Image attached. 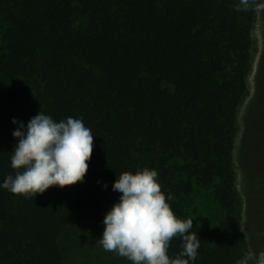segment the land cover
Returning <instances> with one entry per match:
<instances>
[{
  "label": "trees",
  "instance_id": "1",
  "mask_svg": "<svg viewBox=\"0 0 264 264\" xmlns=\"http://www.w3.org/2000/svg\"><path fill=\"white\" fill-rule=\"evenodd\" d=\"M261 3L0 0V183L18 171L14 119L26 127L42 111L95 133L71 186L35 197L0 188V264H70L67 236L84 227L102 236L122 195L113 183L145 167L174 214L193 219L194 264L243 258L233 151ZM181 251L174 237L168 254Z\"/></svg>",
  "mask_w": 264,
  "mask_h": 264
},
{
  "label": "clouds",
  "instance_id": "2",
  "mask_svg": "<svg viewBox=\"0 0 264 264\" xmlns=\"http://www.w3.org/2000/svg\"><path fill=\"white\" fill-rule=\"evenodd\" d=\"M12 123L18 124L12 133L18 144L11 155V167L18 171L8 175L0 188L35 197L50 187L65 188L83 179L95 136L90 125L73 117L57 122L42 111L26 127L15 119ZM112 190L122 195L103 220L105 227L98 243L104 250L133 264H194L201 241L196 232L189 231L193 219L174 214L168 202L173 196L161 190L155 169L123 172ZM177 236L182 239V251L170 257V242ZM250 262L264 264V251H249L237 264Z\"/></svg>",
  "mask_w": 264,
  "mask_h": 264
},
{
  "label": "rangeland",
  "instance_id": "3",
  "mask_svg": "<svg viewBox=\"0 0 264 264\" xmlns=\"http://www.w3.org/2000/svg\"><path fill=\"white\" fill-rule=\"evenodd\" d=\"M252 40V65L237 113L233 162L240 226L248 252L259 253L264 251V0L256 11ZM83 229H75L63 242L70 264H133L104 250L98 243L102 236L95 230Z\"/></svg>",
  "mask_w": 264,
  "mask_h": 264
}]
</instances>
